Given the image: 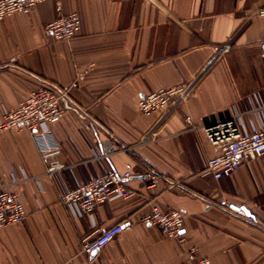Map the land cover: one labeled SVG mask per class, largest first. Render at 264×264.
I'll return each instance as SVG.
<instances>
[{"label": "crops", "instance_id": "0c3cea01", "mask_svg": "<svg viewBox=\"0 0 264 264\" xmlns=\"http://www.w3.org/2000/svg\"><path fill=\"white\" fill-rule=\"evenodd\" d=\"M62 4L81 17L70 41L46 31L57 16L53 0L0 20V119L43 83L70 87L65 113L51 125L63 169L47 173L28 130L0 132V185L12 183L26 208L21 222L0 231V264H264V154L217 179L205 167L211 144L185 132L188 113L199 119L225 109L248 110V130L264 125V110H256L264 105V15L256 12L264 0ZM224 44L196 93L139 144L163 115L159 103L171 101L169 88L191 81ZM149 168L159 174L153 186L145 180ZM109 169L131 172L133 197L91 215L60 202L62 193ZM226 202L244 206L254 221ZM153 204L183 210L184 241L141 221ZM119 222L124 229L106 246L83 251L85 240Z\"/></svg>", "mask_w": 264, "mask_h": 264}, {"label": "built area", "instance_id": "2783aa9c", "mask_svg": "<svg viewBox=\"0 0 264 264\" xmlns=\"http://www.w3.org/2000/svg\"><path fill=\"white\" fill-rule=\"evenodd\" d=\"M42 1L45 0H0V20L17 12L29 13ZM53 1L57 16L47 23L46 31L55 40L70 41L80 29L81 17L77 12L65 13L63 0ZM256 12L264 15V6L258 8ZM227 48L228 44L222 45L191 81L181 82L169 88L168 94L172 96L171 101L159 103V106L164 110L163 115L145 133L139 144L149 142L150 137L155 135L156 130L166 117L196 93L204 75ZM261 53L264 56V40L261 42ZM69 92L70 87L62 88L52 83H43L21 100L17 106L6 110L0 119V132L15 129L29 131L42 158L47 163V173L49 174L64 168V165L57 159L61 152V146L51 125L58 122L64 115V99ZM145 101L142 100L141 105L150 108L151 104ZM257 109L264 110V105ZM247 112L248 110L225 109L206 114L199 119H196L191 113L186 115L188 127L185 132L204 136L213 148L212 154L206 158L205 167L214 178L230 176L240 168L245 160H254L264 154V125L259 129L248 130L243 121V116ZM102 144L105 142L102 141ZM121 149L127 150L129 147ZM114 150L116 149L111 147L110 152H102L99 157H107ZM131 175L130 171L120 173L109 169L62 193L60 202L74 208L76 214L91 215L101 204L116 198L133 197L136 192L126 183ZM145 180L149 186L155 185L159 180L158 172L149 168ZM11 184L0 185V231L9 224L21 222L26 216L25 205ZM225 205L237 216L244 217L250 222L254 221V216L249 214L244 206L236 202H226ZM141 221L144 224L156 226L166 237L175 238L181 242L185 240L184 212L180 208L164 210L159 205L153 204L150 210L142 216ZM123 229L124 224L121 222L103 229L96 237L84 241L83 251L89 255L94 254L112 241ZM191 251L196 253L198 248L193 247ZM201 262L208 264L209 259H203ZM62 264L75 263L72 259H68Z\"/></svg>", "mask_w": 264, "mask_h": 264}]
</instances>
